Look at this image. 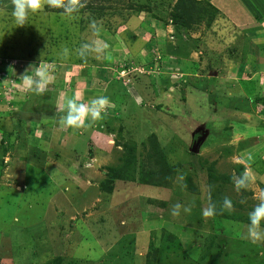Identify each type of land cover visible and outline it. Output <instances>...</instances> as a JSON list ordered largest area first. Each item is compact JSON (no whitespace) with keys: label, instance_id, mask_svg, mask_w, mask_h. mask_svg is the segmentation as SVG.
Masks as SVG:
<instances>
[{"label":"rangeland","instance_id":"1","mask_svg":"<svg viewBox=\"0 0 264 264\" xmlns=\"http://www.w3.org/2000/svg\"><path fill=\"white\" fill-rule=\"evenodd\" d=\"M81 2L20 26L0 0V264H264L247 236L264 201V103L240 78L264 61V38L245 32L258 24L230 41L221 14L175 24L177 0ZM39 66L54 77L44 93L23 81ZM100 96L103 119L62 125L66 98ZM154 141L174 173L139 185L162 164Z\"/></svg>","mask_w":264,"mask_h":264},{"label":"clouds","instance_id":"2","mask_svg":"<svg viewBox=\"0 0 264 264\" xmlns=\"http://www.w3.org/2000/svg\"><path fill=\"white\" fill-rule=\"evenodd\" d=\"M45 4H47L49 8L64 9V13L70 16L72 13L78 12L80 8L85 6L81 0H14L12 15L17 24L22 26L28 21L30 14L41 10ZM71 18L74 19L75 17L72 16ZM35 76L39 77V79H35L32 75L25 74L23 76L24 86L36 93H44L47 85L52 83L54 77L43 66L35 68ZM78 99L79 97L66 98L65 104L63 105L65 115L61 118L62 125L74 129L90 126L88 123L89 120L95 122L103 119L105 109L110 104L109 99L104 96L94 98L87 104L78 102ZM95 139H98L100 142L99 136H96ZM247 182L248 176L247 173H245L240 179L235 180L237 190L246 188ZM225 203L230 206V201L226 200ZM181 207L182 205L179 203L174 205L172 215L179 216ZM184 211L190 212L191 209L184 208ZM214 214V204H210L203 212V215L206 217H211ZM249 220L248 238H250L253 243L264 241V223H262L264 222V201H261L254 210L249 213Z\"/></svg>","mask_w":264,"mask_h":264},{"label":"crops","instance_id":"3","mask_svg":"<svg viewBox=\"0 0 264 264\" xmlns=\"http://www.w3.org/2000/svg\"><path fill=\"white\" fill-rule=\"evenodd\" d=\"M196 1H198V0H196ZM200 1L201 2H207L208 4H210L217 11L215 16H218V14H221L225 18V21L227 20V22H228V20H231V22L234 23L233 27L231 26V28L229 30V34H227V33L223 34V38L225 36V39L229 38V40H230L234 36L235 38L233 40L235 41V39L238 36H240L236 32V30L239 29L238 26L250 27L251 24H253V23L258 24V25H256V27L252 26V27H250V29H246L245 30V32H247L246 36H248V35L252 36L253 40L254 39L259 40V39L264 38V0H200ZM215 19H216V17H215ZM217 21H218V19H217ZM211 27H213V24L211 25ZM229 40L227 39V41H229ZM225 42H226V40H225ZM255 64H257V66H258V68H257L258 70H255L256 72H254V73L251 72V75L255 74L256 78H253V76H252V78H248V79L243 78L245 72L243 74H241V76H240V78L242 80L244 79L243 82H245L247 84V87L245 90L249 93L250 96L248 94H246V95L248 97H251L254 100L257 97H264V61L263 62L256 61ZM250 66L252 68H256V67H253L251 64H250ZM241 67H243V66L242 65L235 66V64L232 65V67H231L234 70L233 74H236L237 77H238L237 73L242 72ZM232 79H235V77H233ZM250 83H253V85H254L252 95H251L252 90L249 87ZM69 135H71V134H69ZM78 136H80V137L82 136L80 134V132L74 134L73 137L77 138ZM75 139L72 142H74ZM102 141H105V140L100 137V142H102ZM108 143H110V141ZM78 145H79V143H78ZM78 147H80V146H78Z\"/></svg>","mask_w":264,"mask_h":264},{"label":"trees","instance_id":"4","mask_svg":"<svg viewBox=\"0 0 264 264\" xmlns=\"http://www.w3.org/2000/svg\"><path fill=\"white\" fill-rule=\"evenodd\" d=\"M57 12L62 13V9H58ZM191 13H194L190 15ZM197 12H200L197 14ZM216 10L207 2H199L196 0H177V2L174 5V12L172 14L174 23L177 25L185 26V27H190L192 24H198L199 22H207L206 15L210 16V19L208 18V25H212V23L215 21V14ZM264 48V46H260ZM50 99L53 100L52 95L50 96ZM264 100V97H257L255 98V102L257 103H264L262 102ZM113 118V117H112ZM41 139V138H37ZM35 139V140H37ZM157 142H153V151L155 152V155H157L160 160H161V166L158 170H150L149 172L145 174H141V177L139 179L138 184L139 185H160L164 181V179L167 178V176H170L169 174L174 173V169L170 168L167 166L166 162L164 161V156L159 151L157 147ZM242 167V166H241ZM63 174V173H62ZM46 176V175H45ZM47 179V178H46ZM241 192H244L243 188L240 189Z\"/></svg>","mask_w":264,"mask_h":264},{"label":"water","instance_id":"5","mask_svg":"<svg viewBox=\"0 0 264 264\" xmlns=\"http://www.w3.org/2000/svg\"><path fill=\"white\" fill-rule=\"evenodd\" d=\"M202 140L203 138L199 139L198 142L196 143V146H198Z\"/></svg>","mask_w":264,"mask_h":264}]
</instances>
